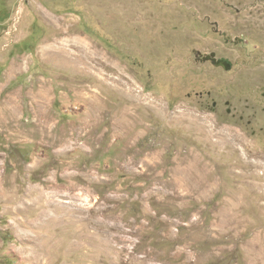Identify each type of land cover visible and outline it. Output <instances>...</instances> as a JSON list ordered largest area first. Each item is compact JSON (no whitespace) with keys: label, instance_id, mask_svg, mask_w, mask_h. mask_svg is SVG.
<instances>
[{"label":"rangeland","instance_id":"rangeland-1","mask_svg":"<svg viewBox=\"0 0 264 264\" xmlns=\"http://www.w3.org/2000/svg\"><path fill=\"white\" fill-rule=\"evenodd\" d=\"M0 264H264V0H0Z\"/></svg>","mask_w":264,"mask_h":264}]
</instances>
